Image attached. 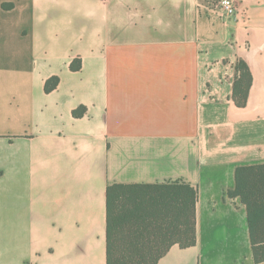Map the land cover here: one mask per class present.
I'll return each mask as SVG.
<instances>
[{
	"label": "crops",
	"instance_id": "0c3cea01",
	"mask_svg": "<svg viewBox=\"0 0 264 264\" xmlns=\"http://www.w3.org/2000/svg\"><path fill=\"white\" fill-rule=\"evenodd\" d=\"M235 2L0 0V264H108L110 185L167 182L198 191L197 243L157 264H257L229 192L264 164V0Z\"/></svg>",
	"mask_w": 264,
	"mask_h": 264
},
{
	"label": "trees",
	"instance_id": "16d2710c",
	"mask_svg": "<svg viewBox=\"0 0 264 264\" xmlns=\"http://www.w3.org/2000/svg\"><path fill=\"white\" fill-rule=\"evenodd\" d=\"M73 63L72 69H79ZM233 99L245 107L253 83L249 66L238 61ZM59 78L47 81L46 91L58 86ZM85 108L74 116L81 117ZM247 207L253 253L264 264V164L237 169L236 188L229 192ZM198 191L187 183L114 184L108 189V264H157L170 248H189L197 243L196 204Z\"/></svg>",
	"mask_w": 264,
	"mask_h": 264
},
{
	"label": "built area",
	"instance_id": "2783aa9c",
	"mask_svg": "<svg viewBox=\"0 0 264 264\" xmlns=\"http://www.w3.org/2000/svg\"><path fill=\"white\" fill-rule=\"evenodd\" d=\"M218 10L227 17H234L238 14L235 0H215Z\"/></svg>",
	"mask_w": 264,
	"mask_h": 264
}]
</instances>
